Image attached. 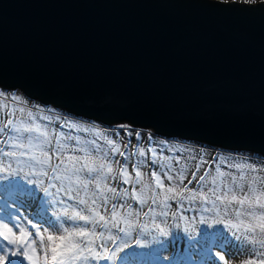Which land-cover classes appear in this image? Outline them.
Returning a JSON list of instances; mask_svg holds the SVG:
<instances>
[{"label":"water","instance_id":"water-1","mask_svg":"<svg viewBox=\"0 0 264 264\" xmlns=\"http://www.w3.org/2000/svg\"><path fill=\"white\" fill-rule=\"evenodd\" d=\"M0 88L102 124L264 156V8L0 0Z\"/></svg>","mask_w":264,"mask_h":264},{"label":"snow or ice","instance_id":"snow-or-ice-1","mask_svg":"<svg viewBox=\"0 0 264 264\" xmlns=\"http://www.w3.org/2000/svg\"><path fill=\"white\" fill-rule=\"evenodd\" d=\"M241 2L264 8V0ZM0 97L6 93L0 91ZM6 98L24 103L15 94ZM3 108L7 110H0V224L7 233L0 232V264H38L37 248L45 253L44 264H49L43 233H49V242H64L62 252L51 247V264H139L145 258L171 264L169 251L178 250L182 243L196 248L205 264H228L236 258L228 247L230 241L242 247L257 243L248 235L255 227L248 224L242 230L244 222H234L233 214L237 219L258 216L262 221L258 227L264 232V188L260 187L264 165H231L223 157L206 156L202 146H178L172 149L178 155L167 157L174 163L165 164L151 146L155 134L137 131L130 122L100 129L69 121L39 105L19 107L20 115L14 106ZM133 137L137 150L129 154ZM144 142L149 143L147 149L141 147ZM130 163L137 177L131 192L136 203H129L128 189L122 187L130 183ZM113 165L118 166V174ZM213 166L217 175L209 181ZM232 167L239 176L229 170ZM141 168L151 170L156 189L164 190V177L179 192L168 187L172 195L159 201L160 193L153 189L151 203L141 198L136 192V185L142 183ZM241 168L255 173L247 178V188ZM249 254L264 264V252L253 247Z\"/></svg>","mask_w":264,"mask_h":264},{"label":"rangeland","instance_id":"rangeland-1","mask_svg":"<svg viewBox=\"0 0 264 264\" xmlns=\"http://www.w3.org/2000/svg\"><path fill=\"white\" fill-rule=\"evenodd\" d=\"M237 1H241V0H237ZM0 91H4L6 93V97H10L12 94L21 96L22 101H24V103H19V102H14L11 101L10 99L6 98V97H0V110H7L4 109L3 106L4 105H8L9 108L11 107H16L17 109V115H20L18 109L19 107H31L32 105H39L40 109L42 110H47V109H54L56 107H53L52 105H45V104H41L40 102H38L37 100H31L29 98H27L19 89H12V90H8V89H3L0 88ZM55 114L63 117V118H67L68 120H72V122H82L85 124H95L98 128L100 129H109V128H114L116 127L119 123L116 124H111V125H106V124H102L98 121H95L93 119H86L83 118L81 116H76V115H71L69 113H61L58 112L60 111V109L56 108L54 109ZM93 121V122H92ZM125 123V122H122ZM137 131H148L150 129L147 128H140V127H135ZM64 131H68V129H64ZM73 131V135H74ZM86 136V135H84ZM136 145H137V141L135 140V138H132L131 141V146L128 148V153L131 154L133 152H136ZM151 146L155 147L158 149V158L163 159V162L165 164H172L174 163L173 160H169L167 159V157H176L178 154L173 151L172 149L178 147V146H183V147H187V148H194V147H198V146H202V150L204 151V153L206 154V156L208 157H223L227 160V162L231 165H243L245 164V162H252L254 163L257 167H260L262 165H264V156L260 155V154H256L253 153L251 151H242V150H223L221 148L218 147H214V146H210V145H206L203 143H199L196 141H192V140H184L181 138H177V137H163L160 135H156L154 136V140L151 142ZM141 147L147 149V147H149V143L148 142H144ZM121 150H123V146H121ZM226 155V156H225ZM139 157H133V159H138ZM253 158V159H252ZM148 159H151V153L148 154ZM251 159V160H250ZM181 165H183V160H181ZM208 165H205V167H207ZM190 167L194 168V165H190ZM113 168L116 170L118 168L117 165H113ZM221 170L224 171L226 170L223 166H221ZM230 171L234 172L237 174V176H239V173L237 172L235 167H232L231 169H229ZM203 169L201 170V174H203ZM240 171H243L245 173L246 179L244 181H242V183L244 184L245 188H247V178L251 175H255V173H250L247 168H241ZM141 172V176H140V180H141V184H137L136 185V192L137 195L140 196L143 199H148L149 203H151L150 197L153 194V189H155L158 193H160V195L158 196V200L159 201H164L166 197L171 196V193L167 192V188L168 187H174V191L175 192H179V188H176L172 183H170L169 181L166 180V178L161 177L162 180H164V185L165 188L163 191H161L160 189H156V184L155 181L152 179L151 177V170L148 168H141L140 169ZM115 174H118V172H116ZM213 175H217L216 171H215V166H213L212 168V174L208 177L209 181H211L212 176ZM260 176L264 177V171L260 172ZM127 177L130 178V183L128 184H124L122 185V187L127 188L128 192H129V201L131 200V192H132V183L137 179L135 172L133 171L132 167H131V163L127 169ZM190 178V176L188 177ZM121 179H124V177H122ZM185 183H187V180H185ZM119 184V182H116V184H114L113 186H117ZM192 187H195V185H192ZM260 187L264 188V183H262L260 185ZM141 189H143V193L141 194ZM110 193H108L109 195ZM185 195H187V193H184ZM133 203H136L135 201ZM138 205V204H137ZM236 207H240L239 205H236ZM248 208V204L247 202L244 205V209ZM175 209V206L173 205L172 211ZM145 210H147L145 208ZM233 219L234 222L236 223H240V221L242 220L244 223L241 224V229L243 230V228L248 225L251 224L253 225L256 230L260 229L258 227V225L260 223H262V221L259 220L258 216L254 219L252 217H249L247 215L240 217L239 219L235 218V215L233 214ZM9 227H11V225H9ZM255 230V232H256ZM35 231V230H33ZM51 231V230H50ZM0 232H4L7 233V229L4 228L3 224H0ZM255 232H249L248 235L254 239L255 241H258L259 239H264V236L260 235V238L257 237V234ZM49 233H43L44 236V240L43 243L46 246V251H47V256H48V262L49 264H51V247L52 246H56L59 252H62L64 250V242H62L59 239H56L54 241L49 242L47 239ZM264 234V233H262ZM17 235H19V233L17 232ZM231 234L229 233V236ZM37 239V243L39 244V237L36 238ZM229 249H230V244L228 245ZM180 250L182 251V253H185V255L190 254V248L185 249V248H181ZM252 250V246L247 247L246 249L243 247V250L240 249H236L235 251L230 249V251L232 252V254L234 256H236L235 259L228 261V264H247L248 261H252L250 258V254L245 255L244 253H249ZM242 251V252H240ZM31 255V251L29 253ZM170 256H172V258H180L181 254H178V251H169L168 253ZM37 261L38 264H44V259H45V253L44 251H41L39 248H37V255L36 257H34ZM156 263L158 264V262L156 261ZM25 264H27V262H25Z\"/></svg>","mask_w":264,"mask_h":264},{"label":"trees","instance_id":"trees-1","mask_svg":"<svg viewBox=\"0 0 264 264\" xmlns=\"http://www.w3.org/2000/svg\"><path fill=\"white\" fill-rule=\"evenodd\" d=\"M31 100H33V99H31ZM54 109H56V108H54ZM58 112L65 113V111L64 110H61V109ZM69 121H72V120L69 119ZM74 135H81V136L86 135L87 136V134L80 133V132H74ZM223 150L231 151L229 149H223ZM114 173H116L115 172V169H114ZM102 191H106V189H102ZM109 196H111V193L109 194ZM133 202H134L133 200H130L129 201V203H133ZM175 210L176 209H174L173 211H175ZM31 211L32 210H29V212H31ZM101 212H103V210H101ZM48 215H51V213L49 212ZM188 215H192V213H188ZM33 219L35 220V217ZM255 230H256V228H255ZM255 233L257 234V237L258 238H260V235L264 236V234H262L264 232H261L260 229L259 230L257 229ZM260 241H264V239L263 240L262 239H259L255 245H249V246H252V248L254 247L255 249H257L260 252H264V244H261ZM229 244H230V249L232 250V252H233V250L235 251L236 249L243 250V247L242 246L233 244L231 241L229 242ZM249 246H247V247H249ZM182 247L185 248V249H187V248L189 249L190 248V247H188V245H186L184 243L181 244V248ZM247 247H244V248L246 249ZM176 251H178V254H181V257L178 258V259L172 258L171 264H205V258L202 256V254H200L197 251L196 248H190V254H187V255H185V253H182V251L180 250V248L178 250H176ZM240 252H242V251H240ZM244 254L247 255L249 253H244ZM250 258H251L252 261H255L256 264H258L259 257L257 255L251 254ZM139 264H157V263H156L155 260H153L151 258H145V259L141 260L139 262Z\"/></svg>","mask_w":264,"mask_h":264}]
</instances>
